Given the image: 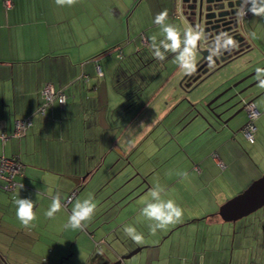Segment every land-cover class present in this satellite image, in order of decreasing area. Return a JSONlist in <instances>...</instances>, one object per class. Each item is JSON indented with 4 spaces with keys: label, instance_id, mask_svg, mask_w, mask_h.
Listing matches in <instances>:
<instances>
[{
    "label": "crops",
    "instance_id": "0c3cea01",
    "mask_svg": "<svg viewBox=\"0 0 264 264\" xmlns=\"http://www.w3.org/2000/svg\"><path fill=\"white\" fill-rule=\"evenodd\" d=\"M242 7L248 9L245 28L264 31V14L249 11L251 3ZM162 11L165 23L185 24L176 13L177 0H76L63 6L55 0H0V133L6 134L0 137V154L16 155L24 165L15 197L0 187L3 264L39 259L43 264H111L137 246L119 264H201V257L203 264H264V217L223 220L217 214L218 206L262 169L242 139L245 111L237 118L236 113L229 127L214 123L212 129L195 116L189 129L181 128L196 114V104L201 108L224 84L194 98L191 106L183 102L190 87L179 83L187 69L167 73L153 90L133 80L138 73L130 70L133 52L152 44L153 36L162 37L154 23ZM250 35L245 36L248 47L234 58L253 54L257 59L229 82L264 64V42ZM119 44L125 50L115 58L110 53ZM197 57L194 51V62ZM121 59L125 63L119 64ZM45 86L63 91L65 101L53 99L41 114ZM242 99V105L252 100ZM259 115L258 110L256 119L264 116ZM27 117L31 125L12 135L15 119ZM170 140L174 145L162 146ZM157 186L183 214L153 234L154 222L141 209ZM57 193L63 206L48 218ZM90 196L96 203L92 218L80 229L65 227L75 202ZM20 197L35 202L36 218L29 227L15 215L14 200ZM125 226L142 234V241L125 234Z\"/></svg>",
    "mask_w": 264,
    "mask_h": 264
},
{
    "label": "water",
    "instance_id": "95a60500",
    "mask_svg": "<svg viewBox=\"0 0 264 264\" xmlns=\"http://www.w3.org/2000/svg\"><path fill=\"white\" fill-rule=\"evenodd\" d=\"M180 0L181 9L185 15L186 20L191 24L192 30L198 31L201 33V38L196 44L195 52L198 54L197 59L194 62V67H190L186 70L183 76L180 79V84L184 88L191 86L193 82H196L204 74H207L211 68L219 66L220 62L227 61L229 56H232L235 52L242 51L244 46H242L238 51L230 55L220 54L216 55V52L219 49H213L217 44H222L226 42V38H220V33H224L227 30L234 33L231 44L224 43V46H232L235 42H238L242 45L243 40L245 39V34L243 33L244 25L241 21V18L236 15L237 10L234 9H224V6L230 7L235 5L236 7L241 5L245 0ZM203 2V10H196V5L201 7ZM203 13V17L201 13ZM228 14H231V18L225 19ZM231 24L224 28H219V26ZM215 29V30H214ZM233 29V30H232ZM236 30H239L236 31ZM242 31V33H241ZM248 47V45H246ZM223 48V46H222ZM209 61H212L208 63ZM264 69V66L259 67ZM254 71L249 72L239 80L235 81L231 85L227 86L222 91L218 92L214 97L207 101L203 108H196L195 116H198L206 125L212 129H216L214 123L220 124L221 126L229 127L228 122L233 116L243 109V105L233 111L230 115L223 117V115L228 112L234 105L240 103L243 99L240 97L234 103L224 107L232 98L241 95L247 87L251 86L253 83H250L248 86L241 88L236 91L234 94L225 98L224 100L213 104L220 96L227 92L232 87H236L239 83L243 82L248 77L254 75ZM264 79V76L261 77ZM219 108V110H217ZM261 206H264V173L260 176L252 179L249 184L234 194L233 196L226 199L222 202L217 209V214L223 220H235L237 218L248 215L249 213L257 210ZM140 249V246L135 247L126 254L120 255L115 261L111 264H119L124 258L130 257L132 254L137 252ZM5 264H7L5 262Z\"/></svg>",
    "mask_w": 264,
    "mask_h": 264
},
{
    "label": "rangeland",
    "instance_id": "374dc122",
    "mask_svg": "<svg viewBox=\"0 0 264 264\" xmlns=\"http://www.w3.org/2000/svg\"><path fill=\"white\" fill-rule=\"evenodd\" d=\"M250 3V2H249ZM249 3H245V1L243 2L242 6L248 4L249 6ZM178 4L181 5V2L180 0H177V14L178 16L181 17V19H184V22L185 24H181V23H178V21L176 22H173L171 19L168 21L169 24H172L174 26L177 27V29L181 32V34H183V32L187 29H192L191 27V24L186 20L185 18V15L183 14L182 12V9L180 8V5H179V8H178ZM243 8V7H242ZM241 10V9H240ZM179 17V18H180ZM264 19V18H262ZM241 21L244 25L245 23V20H244V17L241 16ZM247 25V24H246ZM261 30V27H257L256 29L254 30H250L248 29L247 27L245 28L244 26V29H243V33L248 36L250 35V37L253 35L255 36V38L258 40V42H264V31H260ZM162 37H160L157 41H155V44L157 47H160V41L164 38L163 37V34L161 35ZM136 45H140L142 42H141V38L138 37V41H136ZM135 45V46H136ZM147 45H148V48H147ZM152 44L150 43H146L145 46L144 45H140L138 46L137 48H135L134 50V54H135V61L134 63L132 62V67L130 68L131 71H134L136 70L137 73V76L135 79H133L134 81L140 83L141 81H145V86H148V88L150 89H155L157 86H160L162 85V77L164 75H166L167 73H170L172 72L174 69H177L180 70L181 68L179 67L177 61H176V53H173L171 51H168V52H164L163 49H161V51L164 53V58L163 59H160V58H157L155 55H154V49L152 48L151 46ZM150 46V47H149ZM116 48L111 51V56L113 55V57L116 58V56L118 55H121V51L124 49L125 50V45L124 44H119L117 46H115ZM256 49H258L256 46H254ZM130 48V47H129ZM150 48V49H149ZM108 53H106L107 55ZM105 55V57H107ZM257 59V56H254L253 54L248 57L245 58V56H238L236 58H232L230 60H227L225 61L223 64H221L219 67H214V68H211L207 74H204L200 79L197 80V82L192 85L190 87L189 90H186V96H185V99H184V103L185 104H189L191 106H193V101H194V98H198V100L202 97V95L207 92L209 90V93L218 85L219 86V83L222 82L224 84L223 88L216 91L212 96L210 97H207L206 101L203 103V105L209 101L212 97H214L218 92L222 91L223 89H225L227 86L231 85L232 83H234L235 81L239 80L240 78H242L243 76H245L246 74H248L249 72L261 67L262 65L264 64H261L253 69H246L245 73H243L242 75H240L239 77L235 78L233 81H228L229 78L235 74V72L240 69V68H243L244 66L247 67V65L249 64L250 61L252 60H256ZM191 60V58H190ZM125 60H120L118 61V63H125L123 62ZM256 64V63H255ZM122 65V64H121ZM244 67V68H245ZM136 68V69H135ZM243 68V69H244ZM248 70V71H247ZM159 73V74H158ZM141 75V76H140ZM161 75V76H159ZM144 79H143V78ZM132 78H133V75H132ZM257 81V77L247 81H243L241 83H239L236 87H232L231 89H229L227 92H225L222 96H220L214 103L224 99V97H228L229 94L236 90L237 87H239L238 90H240L241 88L243 87H246L248 86L250 83H253ZM229 82V83H227ZM164 86V85H163ZM255 92V93H253ZM231 95V94H230ZM250 96V99H252V101H256L258 107H255L259 110L260 112V115H264V88H261L259 86V81L253 83L251 86L247 87L244 91H242V94H241V97H249ZM261 106V107H260ZM200 108L199 105L196 104L195 108ZM203 108V107H202ZM243 113V111H239L238 112V115H235L236 118L241 114ZM243 114H241L242 116ZM259 115V116H260ZM235 116L233 118H235ZM194 118V114L191 115V117L189 119L186 120V122L189 124V122L191 121V119ZM257 118V117H256ZM255 118V124L258 128V130H256L254 132V140L253 141H249L243 134V142L246 146H248V148L250 150H252L254 153H255V157L257 158V160L262 163L261 164V171L260 173H258V175H256V177L260 176L262 173H264V160H261V158H264V116H261L259 119H256ZM170 120V117H168L165 121L168 122ZM230 123L232 122V120L230 119L229 120ZM186 122H184V124H182L181 128H185L187 127V129H189V127L191 126V124H186ZM193 123V122H192ZM187 125V126H186ZM168 126V125H167ZM185 126V127H184ZM188 131V130H187ZM156 132V131H155ZM154 132V134H155ZM153 134V135H154ZM171 135V134H169ZM240 137L241 134H239ZM155 136V135H154ZM181 136L179 135L178 138H180ZM258 137V138H257ZM172 140H170L168 143L164 142L162 144V146L164 144L165 145V148L168 149L169 147H171V145H174L172 144L171 142ZM172 149V148H170ZM169 149V151H170ZM177 157H181V153H177L175 154V159ZM178 159V158H177ZM181 162L180 159H178L176 165L178 167H181ZM180 164V165H179ZM172 166V164H170ZM252 175V174H251ZM254 177V178H256ZM253 178V179H254ZM252 180V179H251ZM245 183V186L250 182L248 180L244 181ZM247 182V183H246ZM242 187L243 189L245 188ZM235 194V193H234ZM232 196V195H231ZM230 197V196H229ZM226 200V199H225ZM243 217H264V206H261L260 208H258L257 210L249 213L248 215H245ZM22 256H20L21 258ZM24 262V261H22ZM38 263H35V264H43V262L39 259V261H37ZM24 264H27V263H24Z\"/></svg>",
    "mask_w": 264,
    "mask_h": 264
},
{
    "label": "clouds",
    "instance_id": "9594fccd",
    "mask_svg": "<svg viewBox=\"0 0 264 264\" xmlns=\"http://www.w3.org/2000/svg\"><path fill=\"white\" fill-rule=\"evenodd\" d=\"M76 0H55L57 5H73ZM251 3L249 11L256 15L264 14V0H245V3ZM167 18V12L162 11L158 13L154 18V23L160 27L163 33V39L160 41V47L155 44L156 37H152V48L154 49V55L157 58L163 59L164 52L171 51L176 53V61L180 68L189 69L194 67V50L197 42L201 38V33L192 29H187L181 34L176 26L165 23ZM226 44H231V41H226ZM192 58V60H190ZM257 79L259 80V86L264 88V69L257 68ZM21 189L23 185L20 186ZM163 188L157 186L150 192L151 200L147 201L145 206L141 209V214L148 220L154 223L150 224V231L155 234L157 229H164L166 226L177 222L182 214L183 209L171 199L165 200L161 197ZM39 195V194H38ZM16 206L15 215L17 219L25 227H29L36 216L33 211L35 202L30 198H17L14 200ZM61 196L57 193L52 197V203L45 213L48 218H52L62 208ZM96 209V203L90 196L82 201L77 200L71 210L68 218V222L65 225L67 228L80 229L84 226V223L89 221L94 215ZM125 234L131 237L136 243H140L143 239L142 234L138 233L134 227L125 226ZM201 264H203V257Z\"/></svg>",
    "mask_w": 264,
    "mask_h": 264
},
{
    "label": "built area",
    "instance_id": "2783aa9c",
    "mask_svg": "<svg viewBox=\"0 0 264 264\" xmlns=\"http://www.w3.org/2000/svg\"><path fill=\"white\" fill-rule=\"evenodd\" d=\"M241 16H246L248 14L247 8H242L240 12ZM96 73L98 75L102 74L100 65H96ZM44 102L39 108V112L42 114L45 111V106L52 103L53 99H56L60 104L65 101V94L63 91H55L51 87L45 86L43 89ZM246 121L242 125L241 130L244 136L249 140H254V132L256 131L255 118L258 115V110L253 102H247L245 104ZM31 125L30 118H17L15 119L14 129L12 135H21L29 126ZM0 137L4 140L6 134L1 132ZM23 168V163L14 155L5 156L0 154V187L6 191H14L19 187V181L17 177L21 174ZM76 189H73L65 199V204H67L74 196ZM0 264L3 262L0 260Z\"/></svg>",
    "mask_w": 264,
    "mask_h": 264
},
{
    "label": "flooded vegetation",
    "instance_id": "af4514ba",
    "mask_svg": "<svg viewBox=\"0 0 264 264\" xmlns=\"http://www.w3.org/2000/svg\"><path fill=\"white\" fill-rule=\"evenodd\" d=\"M223 2L225 3L226 1L223 0ZM242 4H243V3H242ZM242 4L239 5V6H237V7H236L235 5H232V6H230V7H226V6H224V9H234V11L237 10L236 15H237L238 17L241 18V14H240L241 10H240V9H242ZM203 7H204V4H203V2H202V3H201V7H198V5H196V10H197V9H199V10H203ZM203 13H205V12L203 11V12L201 13V16H202V17H203ZM233 15H234V14H233ZM233 15L228 14V15L226 16L225 19H228L229 17L231 18V16H233ZM242 17H243V16H242ZM228 25H231V24H225V25L219 26V28H217V29L224 28V27H226V26H228ZM214 30H215V29H214ZM232 30H233V29H232ZM229 31H230V30L225 31L224 33L221 32V33H220V35H221L220 38H222V39H223V38H226V41H228V40L231 41V40L233 39V35H234L235 32L231 33V32H229ZM236 31L239 32V30H236ZM241 33H242V31H241ZM245 36H246V35H245ZM224 43H226V42H223L222 44H219V45L217 44L215 47H213L214 50H215V49H219V50L216 52V55H220V54H224V53H225L226 55H230V54L234 53L235 51H238V49H240L242 46H244V48H243L242 51L235 52L234 54H232V56H229V59H228V60L234 58L235 56H237L238 54H240L241 52H243V51L246 49V45H247L245 39L243 40L242 45L239 44L238 42H235L232 46H224ZM222 46H223V48H222ZM210 62H212V61H209L208 63H210ZM224 62H225V61L220 62L219 66H220L221 64H223ZM219 66H218V67H219ZM215 67H217V66H215ZM255 77H257V73L254 74V75H252V76H250V77H248L246 80L249 81V80H251V79H253V78H255ZM244 81H245V80H244ZM238 89H239V87H237V89L234 90V91H232V93H230V94H231V95L234 94L236 91H238ZM230 94H229V96H230ZM229 96H228V97H229ZM240 97H241V95H238V96L232 98V99H231L226 105H224V107H227L228 105L234 103V102H235L236 100H238ZM225 98H227V97H224V99H225ZM224 99H222V100H224ZM222 100H220V101H222ZM220 101H218V102H220ZM250 101L253 102L252 100H250ZM218 102L213 103V104H217ZM247 102H248V101H247ZM247 102H244V103H243V110H244V111H245V104H246ZM236 105H238V108H239V107H241L242 103L240 102L239 104H236ZM235 109H237V108H235ZM235 109H233V107H232L228 112H226V113L223 115V117H226V116L230 115L231 113H233V111H235ZM217 110H219V108H218Z\"/></svg>",
    "mask_w": 264,
    "mask_h": 264
},
{
    "label": "trees",
    "instance_id": "16d2710c",
    "mask_svg": "<svg viewBox=\"0 0 264 264\" xmlns=\"http://www.w3.org/2000/svg\"><path fill=\"white\" fill-rule=\"evenodd\" d=\"M197 82V81H196ZM196 82H193L192 84H191V86L192 85H194ZM190 86V87H191ZM248 102H250V101H248ZM254 103V102H253ZM203 107V105L201 106V108ZM15 157H17L16 155H14ZM18 158V157H17ZM19 159V158H18ZM20 160V159H19ZM21 161V160H20ZM24 166V165H23ZM22 172H23V168H22V171H21V174L17 177V179H18V181H19V177L22 175ZM16 191H17V189L16 190H14V191H8L9 193H11L12 194V198L13 197H15V194H16ZM0 260L2 261V256L0 255Z\"/></svg>",
    "mask_w": 264,
    "mask_h": 264
}]
</instances>
